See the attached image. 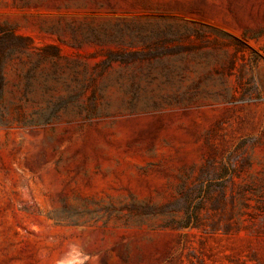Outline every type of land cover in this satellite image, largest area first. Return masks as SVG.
Returning a JSON list of instances; mask_svg holds the SVG:
<instances>
[{"label":"rangeland","instance_id":"obj_1","mask_svg":"<svg viewBox=\"0 0 264 264\" xmlns=\"http://www.w3.org/2000/svg\"><path fill=\"white\" fill-rule=\"evenodd\" d=\"M0 264H264V0H0Z\"/></svg>","mask_w":264,"mask_h":264}]
</instances>
